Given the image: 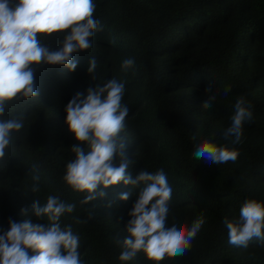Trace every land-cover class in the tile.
Listing matches in <instances>:
<instances>
[{
  "label": "trees",
  "instance_id": "obj_1",
  "mask_svg": "<svg viewBox=\"0 0 264 264\" xmlns=\"http://www.w3.org/2000/svg\"><path fill=\"white\" fill-rule=\"evenodd\" d=\"M93 2L103 30L90 38V49L72 54L77 69L30 65L38 96L10 102L0 117L24 121L0 159V235L10 230V219L46 224L31 205L42 206L55 195L76 204L60 224H70L79 235L83 264H264V241L253 239L246 248L230 245L223 222L236 219L247 199L264 202V0ZM63 35L37 38L56 51ZM93 57L98 61L95 80L88 72ZM125 58L135 59L134 69L121 70ZM112 78L125 84L121 103L129 108L122 133L133 162L127 172L135 179L142 169L165 170L173 189L166 226L190 227L204 214L206 223L182 256L156 262L141 251L131 261H119L123 249L116 240L127 235L128 213L143 185H99L96 200L81 205L87 193L62 180L67 162L75 158L70 148L78 143L66 123V106L77 93L86 97L89 87ZM209 88L216 100L204 109ZM241 95L251 102L253 115L244 122L241 142L233 145L234 138L226 140L223 133ZM205 141L234 148L237 160L217 165L196 159L193 153ZM33 165L39 181L32 178ZM125 192L127 201L119 198ZM89 212L93 219L77 222L87 220Z\"/></svg>",
  "mask_w": 264,
  "mask_h": 264
},
{
  "label": "clouds",
  "instance_id": "obj_2",
  "mask_svg": "<svg viewBox=\"0 0 264 264\" xmlns=\"http://www.w3.org/2000/svg\"><path fill=\"white\" fill-rule=\"evenodd\" d=\"M95 10L93 0H0V117L4 116L10 102L38 96L30 65L58 64L71 71L77 69L78 62L73 60L72 54L90 49V38L103 30L101 21L94 18ZM54 33L64 35L59 49L51 51L37 37ZM97 66L98 61L93 57L88 72L94 80ZM134 66V58H125L121 70L127 72ZM206 91L211 94L202 108L210 109L216 94L211 88ZM228 91L230 88L225 89V95ZM124 94L125 84L112 78L103 85L97 83L89 87L86 97L77 93L69 101L66 123L78 143L70 148L75 158L67 162L62 180L74 191L87 193L81 205L96 200L99 185L104 188L120 182L133 188L143 185L128 213L131 219L125 228L127 235L122 241L116 240L123 249L119 261H131L141 251L156 262L166 256H182L206 223L204 214L201 212L190 227L175 223L166 226L173 189L165 170L161 168L153 174L142 169L135 179L127 172L133 162L128 159L126 138L122 135L129 114L128 106L121 103ZM234 109L231 125L223 133L226 140L234 138L233 145L241 142L244 122L253 115L252 104L244 95L237 98ZM23 127L22 118L0 119V159L6 156L5 150L12 144L14 133ZM238 155V151L227 144L209 141L198 145L193 153L196 159L217 165L235 162ZM31 173L33 180L39 181L36 165ZM31 190L38 191V186ZM99 195L103 197L105 193ZM119 198L127 201L129 193H122ZM31 208L37 217H46L47 223L33 225L29 221L17 223L10 219V230L0 235V264H83L78 252L79 235L70 224L63 228L60 224L62 216L75 211L76 204L49 195L42 206L34 202ZM21 211L27 213V209ZM91 219L93 214L89 212L87 220L77 222ZM223 222L230 245L246 248L253 239L264 241V202L247 199L236 219L225 218ZM28 249L32 250V255Z\"/></svg>",
  "mask_w": 264,
  "mask_h": 264
}]
</instances>
